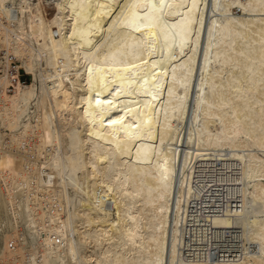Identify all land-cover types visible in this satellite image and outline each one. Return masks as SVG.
<instances>
[{
	"label": "bare ground",
	"instance_id": "6f19581e",
	"mask_svg": "<svg viewBox=\"0 0 264 264\" xmlns=\"http://www.w3.org/2000/svg\"><path fill=\"white\" fill-rule=\"evenodd\" d=\"M0 264H264V0H0Z\"/></svg>",
	"mask_w": 264,
	"mask_h": 264
},
{
	"label": "rangeland",
	"instance_id": "374dc122",
	"mask_svg": "<svg viewBox=\"0 0 264 264\" xmlns=\"http://www.w3.org/2000/svg\"><path fill=\"white\" fill-rule=\"evenodd\" d=\"M47 17H48V15H47ZM14 65H16L15 61H12V66H14ZM19 79L25 85H31L34 83L33 80L31 79V76L29 74H27L23 69L19 70ZM11 89L12 88L10 87L8 90V94H11V92H10Z\"/></svg>",
	"mask_w": 264,
	"mask_h": 264
},
{
	"label": "built area",
	"instance_id": "2783aa9c",
	"mask_svg": "<svg viewBox=\"0 0 264 264\" xmlns=\"http://www.w3.org/2000/svg\"><path fill=\"white\" fill-rule=\"evenodd\" d=\"M18 79H19V71H18V75H17ZM20 80V79H19Z\"/></svg>",
	"mask_w": 264,
	"mask_h": 264
}]
</instances>
